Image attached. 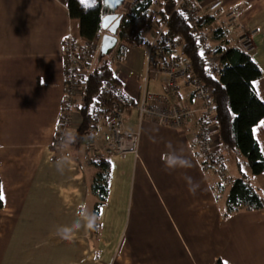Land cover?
Segmentation results:
<instances>
[{"label":"crops","instance_id":"crops-1","mask_svg":"<svg viewBox=\"0 0 264 264\" xmlns=\"http://www.w3.org/2000/svg\"><path fill=\"white\" fill-rule=\"evenodd\" d=\"M224 3L254 34L251 57L263 71L254 87L264 101V0ZM154 31L153 25L145 29L148 40ZM99 33L102 38L101 27ZM66 37L82 42L68 0H0V264H264V208L225 216L228 177L222 180L201 165L192 145L196 123L175 128L129 112L126 127L139 132L137 155L108 159V193L97 208L92 185L98 167L84 159V145L72 143L55 154L51 148L65 95ZM146 47H128L120 58L114 51L120 60L115 74L134 97L146 69ZM149 89L161 91L163 85L155 79ZM181 92L182 102L198 104ZM77 113L74 106L76 127L82 121ZM254 132L264 153V118ZM109 137L101 127L99 142ZM169 142L189 167L166 168ZM62 156L68 163L61 171ZM228 168L235 177V168ZM250 181L264 197V172ZM218 182L226 188L216 198ZM85 211L98 217V228L62 237L58 230L71 229Z\"/></svg>","mask_w":264,"mask_h":264},{"label":"built area","instance_id":"built-area-1","mask_svg":"<svg viewBox=\"0 0 264 264\" xmlns=\"http://www.w3.org/2000/svg\"><path fill=\"white\" fill-rule=\"evenodd\" d=\"M175 11L183 15L195 34L200 51L206 59V68L211 75L217 76L221 69L220 54L214 55L215 49L210 46L206 32L199 24L202 15L212 19L227 46L230 45L250 56L254 54L251 33L247 35L242 29L241 35L233 41L232 35L237 30V20L226 7L224 0H213L209 3H203L201 0H177ZM100 41V33L85 42H79L72 37L64 39L65 95L58 129L51 147L54 154L62 150L60 142L65 132L75 133L81 125L80 123L76 127L72 117V108L81 94L77 77L79 74L93 73ZM180 45L181 41L172 38L167 32V21L156 26L146 47V69L140 78L138 96L129 95L121 85L112 80L102 81L87 111L90 124L82 142L84 159L87 162H99L125 154L137 155L139 132L126 127V115L132 110H137L140 121L165 123L174 127H182L190 119L199 121L200 127L196 135L199 147L212 166L219 169L220 177L226 176L228 167L219 153V139L213 113L216 103L212 89L193 73L192 62L183 57ZM152 77L162 83L161 91L149 89ZM180 82H183V85H180ZM182 90H186L200 104L187 106L177 103V95ZM102 125L110 133L106 144L99 142Z\"/></svg>","mask_w":264,"mask_h":264},{"label":"trees","instance_id":"trees-1","mask_svg":"<svg viewBox=\"0 0 264 264\" xmlns=\"http://www.w3.org/2000/svg\"><path fill=\"white\" fill-rule=\"evenodd\" d=\"M154 1L130 0L129 6L122 10L125 17L119 29V39L122 43L117 49L119 58L128 47L147 46L149 40L145 35V29L152 25L156 28L157 25L167 21V32L172 38L181 41V54L192 62L193 73L212 89L216 103L213 113L219 139V153L226 161L227 167L230 163L235 164V177L230 176L229 168L226 176L220 177L219 169L212 166L209 159L203 155L196 137L200 127L199 121L190 119L182 127L175 128H186L189 124L196 123L197 130L193 136L192 145L196 155L198 157L202 155L201 165L204 168H213L222 180L228 177L225 216L240 211L263 209L264 197L260 188L250 181L251 177L264 172V153L254 132L255 126L264 118V101L254 87V81L263 75L262 69L250 55L227 46L223 41L217 49V53L220 54L221 69L217 76L211 75L206 68V59L201 55L195 34L184 20L183 15L175 11L177 0H158L156 6L153 5ZM101 5L102 0H93L92 5L84 3L83 0H68L70 16L80 21L82 42L91 40L100 32ZM199 24L207 32L213 26V21L210 17L202 15L199 18ZM214 31L215 35L220 38L219 31L216 29ZM104 79L112 80L120 85L111 55L104 57L100 62L96 60L92 74H79L77 77L81 94L76 98L74 106L78 108L82 121L79 128L75 130L77 137L74 142L75 147L79 148L82 145L83 136L90 124L88 107ZM176 102L187 106L200 104L199 101H196L198 102L196 105L182 102V92L178 93ZM91 163L98 167L97 177L92 185V190L98 197V208L105 201L108 193L111 165L108 159ZM213 188L218 198L219 193H222L226 186L218 182ZM2 206L3 200L0 201V208ZM216 264L224 263L219 260Z\"/></svg>","mask_w":264,"mask_h":264},{"label":"clouds","instance_id":"clouds-1","mask_svg":"<svg viewBox=\"0 0 264 264\" xmlns=\"http://www.w3.org/2000/svg\"><path fill=\"white\" fill-rule=\"evenodd\" d=\"M77 137L74 132L72 131H66L65 134L61 137L60 146L61 149L69 147L72 143L76 141ZM169 148L171 149V142H169ZM68 163V157L62 156L57 161V168L58 170H63V167ZM164 163L166 168L169 169H176V168H185L190 166V161L183 156L182 154H178L175 149H171L168 153L165 155ZM189 181H191V178H188ZM197 185L195 183L190 184L189 190L193 193L195 192ZM98 217L93 213H88L85 211L83 215L81 216V219L78 220L71 229L69 228H61L59 229V234H61L62 237H66L74 230H79L81 228L87 229V230H95L98 228L97 224Z\"/></svg>","mask_w":264,"mask_h":264},{"label":"water","instance_id":"water-1","mask_svg":"<svg viewBox=\"0 0 264 264\" xmlns=\"http://www.w3.org/2000/svg\"><path fill=\"white\" fill-rule=\"evenodd\" d=\"M130 0H102L101 5V29L102 35L97 60L100 62L104 57L111 55L118 43L119 29L125 13H119V8L126 9Z\"/></svg>","mask_w":264,"mask_h":264},{"label":"rangeland","instance_id":"rangeland-1","mask_svg":"<svg viewBox=\"0 0 264 264\" xmlns=\"http://www.w3.org/2000/svg\"><path fill=\"white\" fill-rule=\"evenodd\" d=\"M83 2L84 3H86V4H89V5H92L93 4V0H83ZM226 5V4H225ZM227 6V5H226ZM228 7V9L230 10L231 9V7H229V6H227ZM231 12H232V15H234L235 16V18H236V20H237V24H236V27H237V30L233 33V35H232V39H233V41L234 40H236V38H237V36L238 35H241V33H242V29H243V33L244 32H247V35H249V33H251L252 34V40H251V42L252 43H254L253 45H254V49L252 50L253 51V53L255 52V50H256V44H255V41H254V34L252 33V31L247 27V25H245V24H242L240 21H239V18H238V16L234 13V11H232V10H230ZM239 21V22H238ZM217 30V28H216V26L213 24V26H211V28H210V30L209 31H207L206 32V35H207V39L209 40V44H210V46L213 48V49H215L216 50V53L214 54L215 56L216 55H218V53H217V49L220 47V45L223 43V40H222V38L220 37V38H218L216 35H215V31L214 30ZM153 36V35H152ZM149 37V36H148ZM230 46V45H229ZM231 47V46H230ZM141 49L142 50H145V47H141ZM115 51V50H114ZM116 54H115V52H113L112 54H111V56H112V59H113V67H114V70L116 71V70H118V68L120 69V60H119V58H117L116 56H115ZM155 79L152 77L151 79H150V81H154ZM162 84V83H161ZM80 116H81V114L80 113H77V118H79V120H80ZM72 117H73V115H72ZM82 120V119H81ZM102 127H105V126H103L102 125ZM100 134V133H99ZM83 144V143H82ZM231 165H230V167H231V169H232V171L234 170V168H235V164L234 163H230ZM243 167L244 168H247V166L246 165H243ZM221 195V194H220Z\"/></svg>","mask_w":264,"mask_h":264},{"label":"snow or ice","instance_id":"snow-or-ice-1","mask_svg":"<svg viewBox=\"0 0 264 264\" xmlns=\"http://www.w3.org/2000/svg\"><path fill=\"white\" fill-rule=\"evenodd\" d=\"M201 55H203V52H201ZM2 200H4L3 185H0V201Z\"/></svg>","mask_w":264,"mask_h":264}]
</instances>
